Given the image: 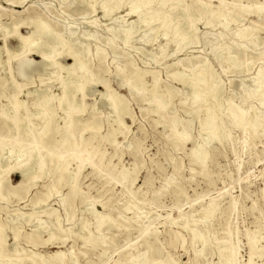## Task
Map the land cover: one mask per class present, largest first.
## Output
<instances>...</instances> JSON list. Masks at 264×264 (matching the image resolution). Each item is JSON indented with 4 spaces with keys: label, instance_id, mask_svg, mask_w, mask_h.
Returning a JSON list of instances; mask_svg holds the SVG:
<instances>
[{
    "label": "rangeland",
    "instance_id": "374dc122",
    "mask_svg": "<svg viewBox=\"0 0 264 264\" xmlns=\"http://www.w3.org/2000/svg\"><path fill=\"white\" fill-rule=\"evenodd\" d=\"M35 20L54 35L32 54L19 37ZM178 27L188 43L172 39ZM41 54L48 69L29 67ZM200 64L192 103L176 75L195 82ZM263 74L264 0H0V264H264ZM62 82L76 86L69 118ZM110 91L127 106L121 120Z\"/></svg>",
    "mask_w": 264,
    "mask_h": 264
},
{
    "label": "bare ground",
    "instance_id": "6f19581e",
    "mask_svg": "<svg viewBox=\"0 0 264 264\" xmlns=\"http://www.w3.org/2000/svg\"><path fill=\"white\" fill-rule=\"evenodd\" d=\"M156 1V0H155ZM130 2V1H129ZM132 3V2H131ZM152 4H153V2H151ZM148 4V3H147ZM150 4V3H149ZM156 4H157V2H156ZM143 6V5H142ZM126 7V6H125ZM128 7H131V6H128ZM185 7H186V5H185ZM84 9V8H83ZM121 9V8H120ZM101 10V9H100ZM209 10V9H208ZM105 11H106V9H105ZM132 11H133V9H132ZM135 11H137V9H135ZM68 12V11H67ZM103 12V11H102ZM134 12V11H133ZM77 13V12H76ZM137 13V12H136ZM135 13V14H136ZM161 13V12H160ZM208 13V12H207ZM75 14V13H74ZM154 14H155V11H154ZM162 15V14H161ZM183 15H184V12L183 11H181V12H170L169 14H166V16L164 17V24H163V26H162V28H161V30H159L157 33H160V34H162V35H164V36H167V31L168 30H166V27H167V25H169L170 24V22L171 21H173V20H175L176 18H182L183 17ZM68 16V15H67ZM80 16H82V15H80ZM155 16H156V14H155ZM159 16V15H158ZM157 16V17H158ZM212 16V15H211ZM132 17V16H131ZM189 17V16H188ZM208 17V16H207ZM139 18H142V17H139ZM158 19V18H157ZM159 19H161V18H159ZM158 19V20H159ZM207 19H209V17L207 18ZM214 19V18H213ZM222 19V18H221ZM28 20V19H27ZM30 20V19H29ZM153 20H155V18H154V16L153 17H148V18H146V21L148 22H150L151 23V21H153ZM202 20H204V19H202ZM201 20V21H202ZM116 21V20H115ZM122 21V20H121ZM142 21V20H141ZM25 22V21H24ZM157 22H159V21H157ZM31 23L34 25L33 26V28L31 29V30H29V32H28V35L26 36V37H19V40H20V42L21 43H23V42H27V41H29V40H32L33 42H32V49H30V50H32V54H33V51H37V50H39L38 48L39 47H41L42 45H43V42H45V41H49V40H51L52 38H53V35H54V32L52 31V27L50 26V24L48 23V22H45V21H42V20H35V21H31ZM123 23V22H122ZM150 23H149V25H150ZM156 23V22H155ZM154 23V24H155ZM206 23V22H205ZM221 23V22H220ZM243 23V22H242ZM143 24V23H142ZM199 24V23H198ZM201 24V23H200ZM227 24V23H226ZM94 25V24H93ZM145 25H146V22H145ZM145 25H144V27H145ZM197 25V24H196ZM190 26H191V24H190ZM197 27V26H196ZM173 28H174V26H173ZM228 28V27H227ZM226 28V29H227ZM17 29V26L15 27V30ZM67 29V28H66ZM113 29V28H112ZM172 29V28H171ZM170 29V30H171ZM9 30V29H8ZM68 30V29H67ZM119 30V29H118ZM125 30V29H124ZM198 30V29H197ZM112 31V30H111ZM120 31H121V29H120ZM127 31L128 30H126V34H127ZM219 31H221V30H219ZM237 31V30H236ZM76 32V31H75ZM118 32V31H117ZM124 32V31H123ZM153 32H154V30H153ZM190 32V31H189ZM226 32H228V31H226ZM65 33V32H64ZM129 33V32H128ZM191 33V32H190ZM193 33V32H192ZM222 33V32H221ZM230 33H231V31H230ZM66 34H68V33H66ZM65 34V35H66ZM70 34V33H69ZM79 34V33H78ZM124 34V33H123ZM130 34H131V32H130ZM132 34H134V33H132ZM131 34V35H132ZM169 34V33H168ZM226 34V33H225ZM62 35V34H61ZM159 35V34H158ZM228 35V34H227ZM226 35V37H228ZM56 36H58V35H56ZM95 36V35H94ZM169 36V35H168ZM66 37V36H65ZM84 37V36H83ZM92 37V36H91ZM135 37V36H134ZM158 37H160V36H158ZM171 37V36H170ZM233 37H236V36H233ZM42 38H45L44 39V41L43 40H41ZM101 38V37H100ZM132 38V37H131ZM168 38V37H167ZM225 38V37H224ZM245 38H246V35H245ZM139 39V38H138ZM172 39L175 41V43L177 42V41H180V43H188L189 42V34L187 33V31L186 30H184V29H182L181 27H178L177 29H175V30H173V34H172ZM217 39V38H216ZM227 39V38H226ZM124 42H127V38L125 37L124 39H122ZM170 40V39H169ZM168 40V41H169ZM232 40V39H231ZM137 41V40H136ZM167 41V42H168ZM218 41H219V39H218ZM217 41V42H218ZM230 41V40H229ZM233 41V40H232ZM246 41V40H245ZM53 42V41H52ZM68 42V41H67ZM123 42V43H124ZM164 42H166V41H164ZM247 42V41H246ZM62 43V46L64 47L65 46V44L66 43H64V42H61ZM172 43V42H171ZM174 43V44H175ZM180 43H179V46H180ZM240 43V42H239ZM243 43V42H242ZM258 43V42H257ZM53 44V43H52ZM162 44H163V42H162ZM166 44V43H165ZM169 44V43H168ZM168 44H166V45H168ZM219 44V43H218ZM254 44V43H253ZM185 45V44H184ZM258 45V44H257ZM256 45V46H257ZM29 46V45H28ZM173 46V45H172ZM186 46V45H185ZM228 46V45H227ZM30 47V46H29ZM28 47V48H29ZM52 47V46H51ZM83 47H85V45L83 46ZM90 48V47H89ZM162 48V47H161ZM176 48V47H175ZM178 48V47H177ZM176 48V49H177ZM221 48V47H220ZM225 48V47H224ZM227 48V47H226ZM47 49V48H46ZM64 49V48H63ZM163 49V48H162ZM180 49H181V47H180ZM19 50L20 51H22V47L21 46H19ZM44 50H45V48H44ZM56 50V49H55ZM72 50V49H71ZM164 50V49H163ZM222 50V49H221ZM227 50V49H226ZM19 51V52H20ZM84 51V48H83V50H82V52ZM174 51H175V49H174ZM9 52L11 53V51L9 50ZM81 52V53H82ZM85 52V51H84ZM86 52H87V50H86ZM223 52V51H222ZM114 53H115V51H114ZM160 54V53H159ZM83 55V54H82ZM90 55H91V52H90ZM97 55H99L98 53H97ZM108 55V54H107ZM116 55V54H115ZM114 55V56H115ZM174 55V54H173ZM222 55V54H221ZM27 56V55H26ZM52 56V55H51ZM117 56V55H116ZM83 57V56H82ZM229 57V56H228ZM71 58H72V64H71V66L69 67V69H71L72 71H71V76H73V77H81V75H80V73L85 69V67H86V63L84 62V61H81L80 59H78V57H77V52H73L72 54H71ZM221 58V57H220ZM219 58V59H220ZM230 58H232V56H230ZM229 58V60H231L232 61V59H230ZM99 59H101L100 57H99ZM222 59V58H221ZM113 62V61H112ZM233 62H234V60H233ZM50 63H51V58L49 57V56H45L44 54H41L40 55V61H39V63H30L29 64V67L30 66H35V68H38V70H40V69H48V67H49V65H50ZM236 63V62H235ZM117 64H118V62H117ZM11 65V64H10ZM132 65V64H131ZM201 65V64H200ZM208 65V64H207ZM224 65V64H223ZM60 66V65H59ZM118 66H120V65H118ZM122 66V65H121ZM196 66V65H195ZM198 66V65H197ZM249 66V65H248ZM67 67V66H66ZM194 67V66H193ZM192 67V68H193ZM233 67H235V66H233ZM135 68V67H134ZM28 69V68H27ZM27 69H26V71H27ZM62 68H60V70H61ZM68 69V68H67ZM30 69H28V71H29ZM62 71V70H61ZM60 71V72H61ZM67 71V70H66ZM70 73V72H69ZM134 73V83H137L138 82V78H139V74H137L136 72H133ZM256 74H257V72H256ZM255 74V75H256ZM93 75V74H92ZM91 75V76H92ZM176 75V74H175ZM187 75V74H186ZM185 75V76H186ZM258 75V74H257ZM264 75V74H263ZM66 76H68V75H66ZM177 77H179V78H181L180 79V81H181V83L182 84H187L190 88H191V91H192V96H193V98H192V103H197L198 101H199V93H200V91L202 90V86L201 85H204V81H205V78L207 77L206 76V74H205V65H201L200 66V70L198 71V73H197V79H196V81L195 82H189V83H186L182 78L184 77V74H181V75H176ZM61 77V76H60ZM187 77V76H186ZM258 77H259V75H258ZM67 78V77H66ZM72 78V77H71ZM192 78V77H191ZM65 79V78H64ZM73 79V78H72ZM193 79H194V77H193ZM212 79V78H211ZM259 79V78H258ZM263 79V78H262ZM62 81V80H61ZM66 81H68V80H65V82ZM132 81H133V79H132ZM217 81V80H216ZM251 81H254L253 79H251ZM261 81V80H260ZM73 82V81H72ZM72 82H70V83H63L62 85H63V87H62V98L60 99V101L59 102H61V101H67V104H68V107L67 108H69L65 113H66V118L68 117H70L71 116V114L72 113H75V112H77V114L78 113H80V112H78V110L77 111H75V112H72V110L74 111V108H72L71 106L73 105L72 103H73V99H76L75 98V95H74V93L76 92L75 90H76V86L72 83ZM96 82V81H95ZM210 83H211V81H210ZM258 83V82H257ZM253 84H254V82H253ZM262 84L263 83H261V84H259L260 86H262ZM213 85V84H212ZM258 85V84H257ZM259 85L257 86V90H259L258 88H259ZM128 86V85H127ZM144 87V86H143ZM212 87V86H211ZM254 87V86H253ZM214 88V87H213ZM264 88V87H263ZM49 89V88H48ZM47 89V90H48ZM211 89V88H210ZM253 89V88H252ZM145 90V89H144ZM143 91V90H142ZM130 92H131V94L132 95H138L139 94V92H140V88H139V86H137V85H133V86H131L130 87ZM21 93V92H20ZM253 94H254V91L252 92ZM201 94V93H200ZM256 94V93H255ZM263 94V96H261V97H263L264 98V92L262 93ZM107 95V94H106ZM37 97H38V94L36 95ZM212 96V95H211ZM42 97V96H41ZM43 98V97H42ZM157 98V97H156ZM262 98V99H263ZM40 100H41V98H40ZM204 100V99H203ZM248 100V99H247ZM264 100V99H263ZM58 101V100H57ZM63 101V102H64ZM150 101V100H149ZM20 102V101H19ZM63 102H61V104L60 105H63ZM26 103V102H25ZM24 103V104H25ZM107 105L111 108V109H113V111H115L116 112V114L118 115V117H119V119L121 120V117H123L124 115H126L127 114V106H126V104L124 103V101H123V99H122V97L119 95V94H117V93H115L114 91H110L109 93H108V95H107ZM160 103H161V101H160ZM235 103V102H234ZM21 104H23V103H17V106L19 107V105H21ZM34 104V103H33ZM75 104V103H74ZM161 105H163V103H161ZM202 105V104H201ZM235 106V105H234ZM72 109H71V108ZM78 106L76 105V108H77ZM157 107H159L158 105H157ZM257 107V106H256ZM12 108V107H11ZM240 108V107H239ZM250 109V108H249ZM258 110H260L259 108H257ZM29 110V109H28ZM229 112H230V114L233 116V118L235 119V121L237 122V124H242V125H244V124H246L247 123V120H246V115H244L245 113H241V114H238L236 111H234V110H232V109H230L229 110ZM243 112V111H242ZM246 112V111H245ZM255 113V112H254ZM257 113H258V111H257ZM261 113V112H260ZM3 115H5L4 114V111H3ZM253 115V114H252ZM250 116V115H249ZM5 117H7V116H5ZM23 117V116H22ZM252 116H250V118H251ZM8 118V117H7ZM19 118H18V115L16 116L15 114L12 116V117H10V120L11 121H13V123H14V125H16V121L18 120ZM69 120L70 119H68L66 122H68V123H66L65 124V128L67 129L68 127H69V125H70V123H69ZM253 120V119H252ZM256 120V119H255ZM117 123H119V122H117ZM174 124V123H173ZM213 124V122H212V120L211 119H208V120H206V122H204V125H203V127H202V130L204 131V132H206V136H211V137H213V126H212V128H210L211 127V125ZM254 124H256V122L254 123ZM217 125V124H216ZM215 125V126H216ZM29 128V127H28ZM218 128V127H217ZM185 130V129H184ZM223 131V130H222ZM220 133V132H219ZM111 136V135H110ZM182 136V135H181ZM185 138V137H184ZM203 153H202V151H201V149H200V147L199 146H197V147H195L194 149H193V151H192V157L194 158V160L197 162V161H199V162H202V160H203V155H202ZM26 157L28 158V159H33L34 158V155H33V153L32 152H29V153H27V155H26ZM10 159V158H9ZM11 160V159H10ZM5 164V163H4ZM45 164V163H44ZM32 171V169L28 166V167H24V168H19V172H20V174H21V176L22 177H26V175L28 174V173H30ZM9 170L7 171V175L9 174ZM169 179V178H168ZM60 180L62 181L63 180V176L62 177H60ZM64 183V182H63ZM60 193V192H59ZM64 201V200H63ZM88 202V201H87ZM44 203V202H43ZM64 208V207H63ZM65 210V209H64ZM66 216H67V214H66ZM103 217V216H102ZM101 218V217H100ZM96 220V219H95ZM99 220V219H98ZM126 221V220H125ZM59 224V223H58ZM175 224H176V222H175ZM88 226V225H87ZM255 235H256V233H255ZM254 235V236H255ZM202 236V235H201ZM3 238V237H2ZM48 238V237H47ZM200 241H201V239H200ZM231 242H232V240H231ZM204 243H205V241H203V245H204ZM201 244V243H200ZM200 247H202V246H200ZM256 247V246H255ZM199 248V247H198ZM200 249V248H199ZM199 249H198V251H199ZM254 249V243H251V250H253ZM195 250H197V249H195ZM25 252V251H24ZM200 253V252H199ZM199 255V254H198ZM201 255V254H200ZM141 256V255H140ZM57 257H60V255L59 254H56L55 256H53L52 258H57ZM260 257V256H259ZM204 258H206V257H204ZM207 259V258H206ZM208 262H209V260H208ZM5 263V262H4ZM136 263V262H135ZM206 263H207V261H206ZM143 264H147V260H145L144 261V263ZM159 264V263H158ZM208 264V263H207ZM227 264H233L232 263V260H231V262L230 263H227ZM246 264H253V261H252V259H251V257L249 258V260L247 261V263Z\"/></svg>",
    "mask_w": 264,
    "mask_h": 264
}]
</instances>
